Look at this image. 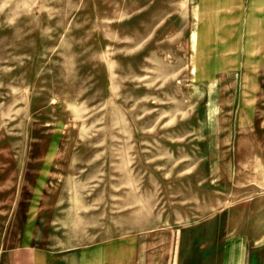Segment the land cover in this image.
<instances>
[{"label": "rangeland", "instance_id": "obj_1", "mask_svg": "<svg viewBox=\"0 0 264 264\" xmlns=\"http://www.w3.org/2000/svg\"><path fill=\"white\" fill-rule=\"evenodd\" d=\"M240 3L0 0V264H264Z\"/></svg>", "mask_w": 264, "mask_h": 264}, {"label": "crops", "instance_id": "obj_2", "mask_svg": "<svg viewBox=\"0 0 264 264\" xmlns=\"http://www.w3.org/2000/svg\"><path fill=\"white\" fill-rule=\"evenodd\" d=\"M235 8L242 11V16L250 15V22H253L258 25H264V0H241V3L239 5H235ZM247 13V15L245 14ZM235 243H232L230 248H233V245ZM235 247V246H234ZM236 249L233 248V251L235 252ZM229 253L232 254V251L229 250ZM242 254L245 256L244 260L246 258V250L243 249ZM243 258V257H242ZM238 264H241L242 261H237ZM232 264H237L236 262ZM245 264V263H244Z\"/></svg>", "mask_w": 264, "mask_h": 264}, {"label": "bare ground", "instance_id": "obj_3", "mask_svg": "<svg viewBox=\"0 0 264 264\" xmlns=\"http://www.w3.org/2000/svg\"><path fill=\"white\" fill-rule=\"evenodd\" d=\"M199 18H200V19H204L203 14H202V11L200 12ZM201 35H203L202 32H201ZM254 39H255V38H254ZM252 40H253V39H252ZM194 46H195V44H194ZM200 48H201V47H200Z\"/></svg>", "mask_w": 264, "mask_h": 264}]
</instances>
